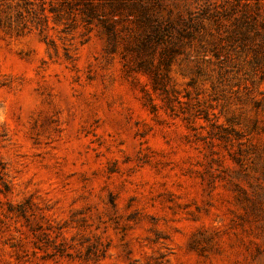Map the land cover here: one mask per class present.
<instances>
[{
  "label": "rangeland",
  "instance_id": "374dc122",
  "mask_svg": "<svg viewBox=\"0 0 264 264\" xmlns=\"http://www.w3.org/2000/svg\"><path fill=\"white\" fill-rule=\"evenodd\" d=\"M0 264H264V0H0Z\"/></svg>",
  "mask_w": 264,
  "mask_h": 264
},
{
  "label": "trees",
  "instance_id": "16d2710c",
  "mask_svg": "<svg viewBox=\"0 0 264 264\" xmlns=\"http://www.w3.org/2000/svg\"><path fill=\"white\" fill-rule=\"evenodd\" d=\"M204 119H207V118H204Z\"/></svg>",
  "mask_w": 264,
  "mask_h": 264
}]
</instances>
